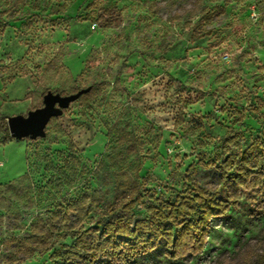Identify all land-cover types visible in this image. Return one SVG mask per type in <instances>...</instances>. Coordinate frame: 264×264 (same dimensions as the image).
Masks as SVG:
<instances>
[{"label":"rangeland","instance_id":"374dc122","mask_svg":"<svg viewBox=\"0 0 264 264\" xmlns=\"http://www.w3.org/2000/svg\"><path fill=\"white\" fill-rule=\"evenodd\" d=\"M88 87L43 139L1 129L49 91ZM257 140L264 0H0V264L83 261L76 240L109 207L134 223L193 185L214 194L207 163ZM70 203L93 212L65 217ZM232 212L200 255L169 263L162 247L133 264H257L264 213Z\"/></svg>","mask_w":264,"mask_h":264},{"label":"trees","instance_id":"16d2710c","mask_svg":"<svg viewBox=\"0 0 264 264\" xmlns=\"http://www.w3.org/2000/svg\"><path fill=\"white\" fill-rule=\"evenodd\" d=\"M91 93L92 89L86 95ZM1 129L4 134H9L7 125ZM223 157L220 164L207 163L222 175L219 191L209 194L193 185L174 202L149 206V218L134 223L115 216L109 207L104 219L97 221V227L81 233L76 240L75 246L79 248L83 261L64 264H133L143 257L158 258L162 247L167 262H179L189 256L196 257L205 250L213 219H237L232 210L251 218L263 215L264 140H257L236 153L225 152ZM133 205L134 201L126 202L124 208L131 210ZM77 209L83 220L93 212L92 208L84 210L82 205L77 208L70 203L65 217ZM31 239L42 241L37 236ZM256 261L264 264V254Z\"/></svg>","mask_w":264,"mask_h":264},{"label":"water","instance_id":"95a60500","mask_svg":"<svg viewBox=\"0 0 264 264\" xmlns=\"http://www.w3.org/2000/svg\"><path fill=\"white\" fill-rule=\"evenodd\" d=\"M91 87L81 89L75 94L62 96L59 93L47 92L44 106L30 111L26 116L17 115L8 119V130L12 138L17 140H37L46 137L49 122L63 116L70 105L91 91Z\"/></svg>","mask_w":264,"mask_h":264}]
</instances>
